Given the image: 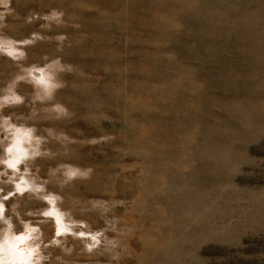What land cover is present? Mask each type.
<instances>
[{
	"label": "rangeland",
	"instance_id": "obj_1",
	"mask_svg": "<svg viewBox=\"0 0 264 264\" xmlns=\"http://www.w3.org/2000/svg\"><path fill=\"white\" fill-rule=\"evenodd\" d=\"M0 206L7 264H264V0H0Z\"/></svg>",
	"mask_w": 264,
	"mask_h": 264
},
{
	"label": "clouds",
	"instance_id": "obj_2",
	"mask_svg": "<svg viewBox=\"0 0 264 264\" xmlns=\"http://www.w3.org/2000/svg\"><path fill=\"white\" fill-rule=\"evenodd\" d=\"M54 15H55V14H54ZM29 131H31V130H29ZM22 183L26 185V187H25L23 190H28V188L31 187L30 185H27L26 182H23V181H22ZM18 190H21L19 186H18ZM0 214H2V206H0ZM44 215L47 216V215H50V213L45 212ZM0 264H7V262L4 261V260H0Z\"/></svg>",
	"mask_w": 264,
	"mask_h": 264
}]
</instances>
